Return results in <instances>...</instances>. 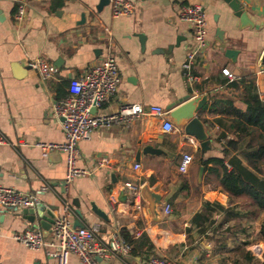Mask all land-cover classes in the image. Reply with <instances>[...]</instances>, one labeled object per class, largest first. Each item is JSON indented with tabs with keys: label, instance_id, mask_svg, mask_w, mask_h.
Returning a JSON list of instances; mask_svg holds the SVG:
<instances>
[{
	"label": "crops",
	"instance_id": "obj_1",
	"mask_svg": "<svg viewBox=\"0 0 264 264\" xmlns=\"http://www.w3.org/2000/svg\"><path fill=\"white\" fill-rule=\"evenodd\" d=\"M100 1L0 0V132L11 143L0 145V183L23 194H36L45 207L58 208L54 210L58 218L67 214L68 203L73 224L78 218L73 200H79L81 222L85 227H98L103 242L110 240L117 226L132 236L137 232L148 236L153 245L150 256H113V264H146L159 256L177 264H199L224 254L228 247L245 248L253 242L256 251H263L264 211L256 209L245 195L224 192L217 175L204 168L200 178L199 172L202 160L223 157L225 140L237 139V133L227 127L233 108L246 111L244 98L249 87L264 101V0H236L243 10L241 17L235 16L226 0H129L135 6L134 14L118 18L112 15L111 0L98 9ZM196 4L205 10L207 46L193 69L199 81L190 83L183 65L193 45V28L180 21L179 11L183 5ZM22 5L25 12L19 20ZM229 50L236 55H228ZM107 56L115 58L121 82L98 115L117 113L128 104L160 106L168 111L188 94L191 99L205 97L206 104L195 116L211 133L210 150L204 152L172 118L177 130L164 134L159 119L143 116L129 124L98 129L89 140L81 141L77 166L89 174L66 186V154L53 151L44 157L36 144L64 142L54 104L63 99H58L59 94H68L70 79L85 75ZM36 58L56 68L52 79L43 82L30 68ZM224 68L236 80L224 76ZM216 99L221 107H213ZM217 119L227 127H219ZM221 134L225 137L219 139ZM146 145L164 154L141 155L137 162V152ZM184 153L193 157L187 173L179 171ZM102 158L110 164L102 166ZM136 163L140 171L134 170ZM124 182L148 185L161 194L171 214L165 216L164 208H159L160 220L154 221L142 197L139 210L121 192L117 212L112 214L110 196ZM207 202L223 209L207 211ZM91 203L108 214L109 222L91 211ZM23 209L0 208V264H58L49 255L57 251L53 226L40 250L15 240L17 234L34 228L24 218ZM221 240L226 246L215 247ZM68 264L82 263L71 255Z\"/></svg>",
	"mask_w": 264,
	"mask_h": 264
},
{
	"label": "built area",
	"instance_id": "obj_2",
	"mask_svg": "<svg viewBox=\"0 0 264 264\" xmlns=\"http://www.w3.org/2000/svg\"><path fill=\"white\" fill-rule=\"evenodd\" d=\"M112 15L115 18L131 16L134 14L135 6L129 0H111ZM25 12L22 5L19 8L17 19H21ZM180 21L190 24L193 28V45L187 53L183 65L184 75L188 82L196 83L199 77L193 73L194 66L207 46L206 14L201 5H183L179 11ZM109 33V30H107ZM30 68L37 72L43 82L52 79L57 70L43 58H36L29 63ZM222 74L230 81L236 80V76L228 68L222 70ZM121 82L120 71L114 57L107 56L99 64L91 68L85 75L79 78H72L69 81L68 96L54 104L55 118L60 122L65 140L63 143H37L36 146L42 150L44 157L53 151H60L66 154V180L68 186L76 178L85 177L88 171L77 166L79 157V143L89 140L92 134L98 129L110 128L123 123L129 124L134 120L148 116L160 120V128L164 134L176 132L170 112L160 106L145 108L141 104H128L120 108L119 112L108 115H98L97 111L112 98ZM21 145H26L20 142ZM11 144L0 132V145ZM193 157L184 153L181 156L179 171L187 173ZM101 165L110 164L109 159L102 158ZM134 170L140 171L141 166L134 164ZM140 184L132 182L122 183L119 191L111 194L109 208L112 214L117 212L118 193L128 194L131 198L130 206L139 210L142 209L140 196ZM40 204V198L36 194H23L13 188H8L0 183V208L19 209L32 208ZM66 215L58 218L53 226V234L56 240L57 251L49 255L55 258L58 264H68L69 256L76 255L82 264H100L96 258L110 261L113 256L129 257L132 254V246L126 242L117 226L111 234L108 242H103L98 237L99 228L75 227L69 218L70 205L65 204ZM171 208L167 205L164 208V215L171 214ZM139 232L135 237H139ZM15 240L24 244L32 250H40L46 245L42 231L38 229H27L21 234L14 236ZM146 264H177L167 256L151 257Z\"/></svg>",
	"mask_w": 264,
	"mask_h": 264
},
{
	"label": "trees",
	"instance_id": "obj_3",
	"mask_svg": "<svg viewBox=\"0 0 264 264\" xmlns=\"http://www.w3.org/2000/svg\"><path fill=\"white\" fill-rule=\"evenodd\" d=\"M67 96L68 94L62 92L58 99H64ZM244 102L247 105L246 111L242 112L233 108L229 127L225 126L221 119L216 120L219 127L224 126L237 133V139L225 140L222 158L213 157L202 160L201 165L206 171L219 177L224 192L234 197L242 195L249 197L253 206L262 212L264 211V101L260 99L256 89L251 86ZM221 105V102L216 99L213 107L217 108ZM224 137L221 134L219 139ZM233 152L237 155H232ZM226 162L231 165V168ZM209 165L213 166L209 167ZM204 209L211 211L223 208L207 202ZM121 234L132 246L133 256L143 258L145 255L152 254L153 245L146 234L134 237L125 229L121 230ZM260 234L264 241V222Z\"/></svg>",
	"mask_w": 264,
	"mask_h": 264
},
{
	"label": "water",
	"instance_id": "obj_4",
	"mask_svg": "<svg viewBox=\"0 0 264 264\" xmlns=\"http://www.w3.org/2000/svg\"><path fill=\"white\" fill-rule=\"evenodd\" d=\"M226 1L230 4V7L235 13V16L241 17L243 14V10L242 7L240 6V3L237 2L236 0H226ZM107 2L108 0H101L98 9H101ZM82 20L84 21V16L82 17ZM228 55H236V52L229 50ZM262 64L264 66V54L262 57ZM183 102H187V103L184 104L182 107L177 108L176 110H172ZM205 104H206L205 97H197L191 99V94H188L184 98L178 100L168 108V111L170 112V118L173 119L175 125L178 127H183L186 135L195 138L201 144V148L204 152L210 150L211 133L209 130H207L206 126L198 118V116H195V113L202 110ZM92 112L97 113V110L92 109ZM162 154H164V152L159 148H156L152 145H146L139 152H137L136 160L137 162H139L141 155L159 156ZM203 172H204V167L201 166L199 172L200 178H202ZM112 178L113 181L116 182V177L114 175H112ZM140 194L142 199L148 205V213L151 219L154 221H159L160 213L158 209L165 208L167 206L164 202H162L161 194L152 191L148 185H143L141 187ZM122 195H123L122 198L126 200V196H124V194ZM73 204L76 207L75 213L78 216V218L74 221V226L78 228H83L84 224L81 222L83 215L80 210V202L79 200L75 199L73 200ZM90 206H91V211L99 219L105 222H109V216L106 212L99 209L94 203H91ZM57 209L58 208L45 207L42 203H40L32 208H24L22 210V214L24 218H26L33 225L34 228H41L44 236L47 237L49 233L52 231V226H54L56 220L58 219V217L54 214V210ZM96 260L100 264H113L112 262L103 260L101 258H96Z\"/></svg>",
	"mask_w": 264,
	"mask_h": 264
},
{
	"label": "rangeland",
	"instance_id": "obj_5",
	"mask_svg": "<svg viewBox=\"0 0 264 264\" xmlns=\"http://www.w3.org/2000/svg\"><path fill=\"white\" fill-rule=\"evenodd\" d=\"M207 228H211V225ZM253 243L250 246H246L245 248L233 245V250L228 247L225 249L224 254L216 257H209L199 264H262L264 260V249L263 251L261 250V252L258 250L256 251L258 248L255 247V245L253 246ZM222 245L226 246L221 240L220 243L216 242L215 247L219 248L222 247Z\"/></svg>",
	"mask_w": 264,
	"mask_h": 264
}]
</instances>
